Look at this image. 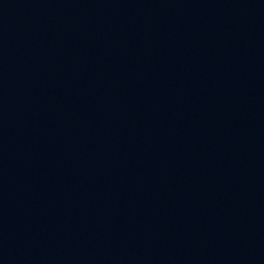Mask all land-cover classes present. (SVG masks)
I'll use <instances>...</instances> for the list:
<instances>
[{"label":"water","instance_id":"95a60500","mask_svg":"<svg viewBox=\"0 0 264 264\" xmlns=\"http://www.w3.org/2000/svg\"><path fill=\"white\" fill-rule=\"evenodd\" d=\"M0 264H264V0H0Z\"/></svg>","mask_w":264,"mask_h":264}]
</instances>
